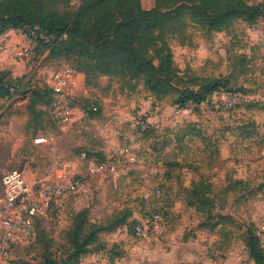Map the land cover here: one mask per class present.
I'll use <instances>...</instances> for the list:
<instances>
[{"label":"rangeland","instance_id":"374dc122","mask_svg":"<svg viewBox=\"0 0 264 264\" xmlns=\"http://www.w3.org/2000/svg\"><path fill=\"white\" fill-rule=\"evenodd\" d=\"M141 3L145 9L155 6V0ZM80 5L72 0L61 9L75 14ZM168 36L181 74L220 78L218 91L230 90L242 97L235 110L220 111L210 105L180 115L174 112L141 133L137 122L147 118L139 113L141 106L148 105L149 116L151 112L159 115L179 93L159 101L141 88L142 82L133 89L134 83L124 78L100 77L91 85L84 81L79 86L73 121L60 130L40 111V103L34 108L31 104L37 89L44 88V77L64 66L77 67L76 57L46 55L32 69L26 63L27 72L16 67L17 77H13L4 59L8 55L2 56L6 62L0 71L2 171L21 169L29 182L39 180L52 163L53 153L50 145L37 144L35 139L49 132L61 137V151L69 160L78 161L85 151L103 161L125 146H131L139 159L137 166L126 171L95 176L86 193L54 204L47 217L36 223L34 237L15 250L16 264H41L46 256L60 258L67 244L64 232L71 227L73 215L84 209L89 221L107 226L100 235L102 248L94 253L96 264L253 261L246 246L247 231L264 222V15L254 24L238 19L228 30L211 35L188 21L181 35ZM14 81L23 88L18 96L6 92ZM95 106L98 111L93 110ZM239 164L246 165L250 178L242 187L235 179ZM199 175L212 184L206 196L210 201L202 212L188 201ZM155 210L164 215V231L155 239L136 241L134 218ZM220 214L231 219L217 225Z\"/></svg>","mask_w":264,"mask_h":264},{"label":"trees","instance_id":"16d2710c","mask_svg":"<svg viewBox=\"0 0 264 264\" xmlns=\"http://www.w3.org/2000/svg\"><path fill=\"white\" fill-rule=\"evenodd\" d=\"M78 1L79 9L71 14L61 8L72 0H0V35L25 26L38 28L56 39L52 45L40 43L39 53L48 51L52 58L75 56V68L85 75L87 86L100 77H120L133 82V89L142 82L144 89L159 101L179 93L174 104L181 106L189 101L205 102L221 89L222 81L181 74L168 41L169 33L181 35L192 21L211 35L228 30L238 19L254 24L264 15V3L251 5L243 0H155L152 9H145L141 0ZM11 86L18 89L15 95L22 94L17 81L6 88L7 93ZM37 90L31 105L34 108L40 103V111L48 114L52 90L46 84ZM205 181L201 177L188 195L198 212L210 201L206 196L212 184ZM218 218L217 225L231 219L224 214ZM134 223L135 220L132 229ZM106 229L104 224L89 221L87 209L75 213L71 227L64 232L67 244L62 256H46L41 264H81L85 256L102 248L100 235ZM247 235L249 257L254 264H264V248L256 229L248 230Z\"/></svg>","mask_w":264,"mask_h":264},{"label":"built area","instance_id":"2783aa9c","mask_svg":"<svg viewBox=\"0 0 264 264\" xmlns=\"http://www.w3.org/2000/svg\"><path fill=\"white\" fill-rule=\"evenodd\" d=\"M17 31L27 44L17 45L15 56L27 60L32 69L41 58L37 46L40 43L52 45L56 40L55 36L32 26H25ZM7 50V43L1 34L0 53ZM44 78L46 86L53 93L47 107L48 116L63 130L73 121V103L81 84V72L75 67L64 66ZM9 91L11 95H15L18 89L11 86ZM241 98V95L230 90L217 91L201 104L189 101L184 106L175 105V113L180 115L210 105L217 110L231 112L240 105ZM159 122L160 120L152 123L147 118H139L137 128L145 133ZM60 139L55 132L36 137L37 144L50 145L53 153L52 163L39 180L29 182L21 169H0V264H16L15 250L34 237L37 221L47 217L54 204L86 193L95 176L126 171L139 164L138 156L131 146H125L103 161L89 157L85 151L81 152L78 161L69 160L61 151ZM156 193L160 195L161 190L157 189ZM134 220L132 235L138 242L155 239L165 229L164 215L158 210L144 212ZM255 229L264 248V222Z\"/></svg>","mask_w":264,"mask_h":264},{"label":"crops","instance_id":"0c3cea01","mask_svg":"<svg viewBox=\"0 0 264 264\" xmlns=\"http://www.w3.org/2000/svg\"><path fill=\"white\" fill-rule=\"evenodd\" d=\"M3 38L7 43L8 50L5 53H0V71H4V69H5L4 63H6L5 61H8L7 63H10L9 67H11L10 69H12V71H13V74H12L13 77H17L16 72L14 71L16 67L23 68V70H25L27 72V67H28V65H26V63H28L27 60H22V59H19L15 56V47L17 45L27 44L26 40H24V38L19 34V32L17 30H9V31L3 33ZM37 50L39 51L38 46H37ZM40 54H41V52H40ZM4 55L5 56L8 55L7 58L6 57L4 58V59H6L5 61L2 59V56H4ZM46 55H49V53H46L45 55H41V57L46 56ZM84 81H85V75L83 73H81V84L84 83ZM141 88H143V85L141 86ZM175 105L176 104H174V103L165 104L164 109H163L161 114L158 115V113L155 112L156 115H153L155 113L151 112L150 113L151 116H149L147 113L149 107L146 104L144 106H141L142 110L139 113L147 116V119L149 121H151L152 123H157L160 120V122L158 124V125H160L163 121V116L170 115V114L175 112ZM155 108H157V107H155ZM202 108H206V107L202 106L201 109ZM102 149H104L106 152H108V150L106 148H102ZM246 169H247V167L245 164H244V166L240 165V164L237 166V169H236L237 174L235 175V179H237V181H238L237 183L239 184L240 187H242V185H247L250 182L249 172ZM200 176L201 175H199L197 178L194 179L195 182L199 181ZM224 178H225V180L227 179L226 171L224 173ZM190 184H191V181L189 180V182L187 183V186L189 187ZM235 185H236V183H234L232 186H235ZM232 259H234L233 256H231V260ZM95 261H96V258L94 257V253H93V254H89V255L85 256L81 260V264H96ZM224 264H229V260H227ZM250 264H254V262L251 261Z\"/></svg>","mask_w":264,"mask_h":264}]
</instances>
